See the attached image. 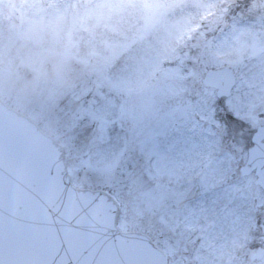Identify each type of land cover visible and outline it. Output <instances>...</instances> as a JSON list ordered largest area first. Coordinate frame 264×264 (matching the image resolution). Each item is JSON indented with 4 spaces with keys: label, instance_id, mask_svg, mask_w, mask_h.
<instances>
[{
    "label": "rangeland",
    "instance_id": "374dc122",
    "mask_svg": "<svg viewBox=\"0 0 264 264\" xmlns=\"http://www.w3.org/2000/svg\"><path fill=\"white\" fill-rule=\"evenodd\" d=\"M225 65L227 102L202 82ZM0 96L59 138L75 186L121 200L123 228L155 224L171 264H264L240 253L264 245V192L234 178L231 134L264 120V0H0Z\"/></svg>",
    "mask_w": 264,
    "mask_h": 264
},
{
    "label": "water",
    "instance_id": "95a60500",
    "mask_svg": "<svg viewBox=\"0 0 264 264\" xmlns=\"http://www.w3.org/2000/svg\"><path fill=\"white\" fill-rule=\"evenodd\" d=\"M236 81L231 66L203 79L220 97ZM190 108L183 104L177 118ZM256 133L250 162L264 188V125ZM71 182L63 146L0 99V264H166L147 234L119 228L120 206L108 191Z\"/></svg>",
    "mask_w": 264,
    "mask_h": 264
},
{
    "label": "flooded vegetation",
    "instance_id": "af4514ba",
    "mask_svg": "<svg viewBox=\"0 0 264 264\" xmlns=\"http://www.w3.org/2000/svg\"><path fill=\"white\" fill-rule=\"evenodd\" d=\"M217 89L213 88V95H216V98L218 100H226V102L228 100H231L235 94L234 89L231 92L232 94L228 97H218L217 96ZM249 121V120H248ZM245 125V124H244ZM264 125V120L261 121H249L246 123V125L244 127H240L239 131L238 129L235 132H231V134L233 135L232 140L238 144V142H242L244 144V146L239 150V152L237 151V153L235 154V158L232 160V165H233V170L235 172L236 177H234L235 179H240V178H246L248 180V182L251 184V186L256 189H260L264 192V188L263 186L257 184V179H258V167L254 164H252L250 162V149L255 145V141L254 138L256 136V132H258V129L260 126ZM259 142L264 144V133H262V136L259 138ZM228 156V153H224L220 155V161L218 163H216L215 167H220L221 165H223V160L226 159ZM225 157V158H224ZM225 165H228V163L226 161H224ZM234 179V180H235ZM232 177H230L229 179H224L219 185V186H214L216 187V190H220L221 188H224L226 185L230 184L228 181H231ZM233 180V183H235ZM198 183V181H197ZM168 200V198H167ZM178 201L180 204H184L185 200L184 198H178ZM264 202V201H263ZM257 207H259L257 205ZM260 211L264 212V203L262 205H260ZM139 230V229H138ZM155 230V224H153L149 229H146L145 232L151 236V238L153 240H155L156 244L162 249L164 250V252H166L167 255V264H171L172 262V255L170 256V253L164 248L163 244L160 243V241L158 240V238L161 236V234H157L160 230L158 229V232L156 231L154 233ZM143 231V230H142ZM260 231H264V228L262 226L259 225H254V233H251L250 235V241L253 240L254 234L258 233ZM173 235V234H172ZM171 235V236H172ZM264 238V235H263ZM259 248L262 249V255L261 258L258 257V259H254L252 258L253 255L259 250ZM244 254L242 255H249V259L250 260H254V261H259V260H263L264 259V245H256L254 247V249H252V251H248L247 249L244 250ZM190 253V252H189ZM191 254V253H190Z\"/></svg>",
    "mask_w": 264,
    "mask_h": 264
}]
</instances>
